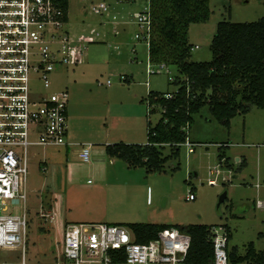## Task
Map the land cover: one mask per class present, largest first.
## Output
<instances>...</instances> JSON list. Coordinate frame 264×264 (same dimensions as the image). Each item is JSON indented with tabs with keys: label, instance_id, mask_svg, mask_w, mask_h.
<instances>
[{
	"label": "rangeland",
	"instance_id": "1",
	"mask_svg": "<svg viewBox=\"0 0 264 264\" xmlns=\"http://www.w3.org/2000/svg\"><path fill=\"white\" fill-rule=\"evenodd\" d=\"M107 1L109 15L98 16L91 12L86 1L70 0L71 36L75 40L81 35L93 36L96 42L87 45L86 64L60 67L53 73V90L71 88L75 81H84L87 108L77 118L81 126H92L98 132L109 127L113 134L122 137L132 130L136 133L134 140L144 143L147 142L148 111L142 100L150 91L176 93L179 87L170 85L169 81L179 73L175 67H168L159 74H148V42L143 39L145 35L138 40L136 34L142 30L137 25V17L149 7V0ZM210 8L212 15L206 24L191 26L193 62L212 60L211 44L219 22L251 23L264 17V0H210ZM114 16L118 18L116 21ZM122 75L130 76V82H122ZM108 80L112 81L111 86H107ZM37 89H42L41 83ZM148 116V121L156 125L161 118L160 110ZM190 140L195 144L194 152L184 144L180 157L171 158L160 173L130 168L122 177V185L137 188L138 205L150 200V209L160 214L152 221L209 227L227 225L233 235L231 252L236 249L239 256H245L253 246L258 255L262 254L264 209H258L256 202L264 200V109L252 107L249 113L232 119L227 129L205 106L194 116ZM29 151L26 254L31 262L53 264L64 260L67 221L91 222L85 219L95 217L103 208V199L90 191L99 185L95 177H82L69 189L62 175L40 171L41 148L32 147ZM164 154L170 156L169 147ZM221 155H224L222 161ZM73 161L79 166L85 164L79 158ZM210 180H216L217 184L210 185ZM258 184L260 189L256 188ZM191 191L196 197L193 201L188 200ZM11 209L20 212L19 206ZM55 213L53 219L46 216ZM69 213L70 220H67ZM138 219L133 222H145L148 218ZM21 251L22 248H0V261L17 260Z\"/></svg>",
	"mask_w": 264,
	"mask_h": 264
},
{
	"label": "built area",
	"instance_id": "2",
	"mask_svg": "<svg viewBox=\"0 0 264 264\" xmlns=\"http://www.w3.org/2000/svg\"><path fill=\"white\" fill-rule=\"evenodd\" d=\"M84 1L93 14L109 15L107 0ZM68 23L69 9L63 7L62 0H0V248H22L17 260L0 264H42L31 262L26 254L29 150L32 146L68 144L70 93L67 88L54 91L52 75L60 67L82 64L87 45L96 42L93 36L84 35L75 40ZM137 25L142 30L136 39L145 35L149 52L150 7L138 15ZM168 67L150 62L147 71L151 76ZM121 81L126 82L127 77L122 75ZM39 83L41 90L37 89ZM152 108L147 104L148 114ZM185 144L194 152V143L188 139ZM89 155L88 149L83 150L85 161ZM209 184L217 183L210 180ZM256 186L261 188L259 184ZM195 198L190 192L188 200ZM17 206L19 213L11 209ZM256 207L264 209V200H258ZM210 232L215 255L212 264H231L226 226H211ZM191 243L190 235L178 228L165 229L156 239L137 243L135 234L125 225L70 224L64 236V260L53 264H188Z\"/></svg>",
	"mask_w": 264,
	"mask_h": 264
},
{
	"label": "trees",
	"instance_id": "3",
	"mask_svg": "<svg viewBox=\"0 0 264 264\" xmlns=\"http://www.w3.org/2000/svg\"><path fill=\"white\" fill-rule=\"evenodd\" d=\"M62 5L68 11L69 0H62ZM149 7L152 17L149 60L154 65L175 67L179 75L169 84L179 89L176 93L150 91L143 100L153 107L152 113L157 109L161 113L156 125L148 121L147 144H113L106 151L130 168L160 173L171 158L180 157L194 116L205 106L227 129L232 119L249 113L252 107L264 109V17L251 23L219 22L211 44L212 60L193 62L194 46L189 41V29L192 24L210 20V0H149ZM170 94L173 97L167 98ZM166 147L171 150L170 156L164 154ZM223 158L221 155V161ZM125 226L133 231L137 243L154 240L165 229L178 228L192 239L188 264L214 262V242L207 225L129 223ZM224 226L231 241V229ZM229 258L231 264L264 263V252L258 255L251 246L245 256H239L233 249V252L229 250Z\"/></svg>",
	"mask_w": 264,
	"mask_h": 264
},
{
	"label": "crops",
	"instance_id": "4",
	"mask_svg": "<svg viewBox=\"0 0 264 264\" xmlns=\"http://www.w3.org/2000/svg\"><path fill=\"white\" fill-rule=\"evenodd\" d=\"M191 26L189 29V40L191 35ZM84 64H86V60L81 65ZM125 76L127 77L126 82H130V76ZM132 78L134 79V77ZM106 84L107 86L112 85V83L111 85L108 83ZM66 88L70 93V104L68 110V144L64 147L32 146L43 150V156L40 160H38L43 167L41 168V166H39V169L40 171L43 170L42 172L44 173L52 172L56 175H62L63 179L68 182L67 184L69 185V189L73 188L76 182L79 183L78 180H80V178L93 176L98 180L99 185L93 186L90 191L91 193L100 194L103 199V208L97 212L95 217L92 219H85L91 220V222L71 220L67 221L66 226L78 223H108L126 225L129 223H135L133 222L135 220H140L138 218L148 219L145 222L140 221L136 223L174 225L172 223L152 221V218H155L160 214L155 210L150 209V200L147 199V204L144 205L139 199L141 204L138 205L137 188L134 186L122 185V177L127 171L131 170L129 165L121 159L109 156L106 151V147L113 144L125 143L130 145H145L147 142L139 143L140 141H135L134 138L136 133L132 130L122 137L117 134H113L109 127L104 131L98 132L94 131L92 126L88 128L81 126L79 121H77V118L81 116L82 111H84L86 106V98L84 100L86 95V83H84V81H75L71 88L68 86H66ZM110 95L111 94L108 95L109 107L111 106ZM148 115L147 122L149 120ZM70 118H73V122L71 123H69ZM80 126L82 128H80ZM89 129L91 130L90 132ZM85 130L88 132L85 133ZM189 141L192 142L190 140V132ZM85 149H88L90 153L88 161H85L82 158V152ZM75 158H79L85 164L82 166L75 164L73 161ZM30 161L29 151V167ZM149 190L150 188H148L147 192L148 197ZM124 209H127V212ZM70 215V213L69 216L67 214V218H69L67 220H70ZM46 216L53 219L56 216V213L54 215L48 214Z\"/></svg>",
	"mask_w": 264,
	"mask_h": 264
},
{
	"label": "water",
	"instance_id": "5",
	"mask_svg": "<svg viewBox=\"0 0 264 264\" xmlns=\"http://www.w3.org/2000/svg\"><path fill=\"white\" fill-rule=\"evenodd\" d=\"M226 197V194L223 196V199Z\"/></svg>",
	"mask_w": 264,
	"mask_h": 264
}]
</instances>
